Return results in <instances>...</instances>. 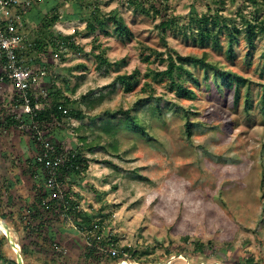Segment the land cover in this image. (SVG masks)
I'll list each match as a JSON object with an SVG mask.
<instances>
[{
	"label": "rangeland",
	"instance_id": "374dc122",
	"mask_svg": "<svg viewBox=\"0 0 264 264\" xmlns=\"http://www.w3.org/2000/svg\"><path fill=\"white\" fill-rule=\"evenodd\" d=\"M89 1L105 14L122 16L131 36L100 28L91 31L85 20L71 18L72 1L58 0L56 13L60 18L51 29L56 34L73 35L77 48L49 49L46 59L53 64L49 70L53 89L59 88L71 100L67 107L79 108L85 117L80 120L71 115L41 131L49 133L63 149L79 147L82 134L87 142L105 145L87 153L88 169L80 171L75 181L65 176L61 182L79 210L93 216L91 237L97 243L104 241L107 247L113 243L119 251L124 246L135 250L114 264H245L247 258L264 264V39L254 36L250 47L240 16H254L253 3L222 0L218 14L224 23L219 39L202 44L190 34L189 26H194L199 15L220 8L214 0H167L166 7L156 3L161 13L151 10L150 14L134 11L127 0ZM47 2L37 0L29 6L25 24L20 25L22 34L30 37L37 27L33 16L38 9L44 14ZM168 16H174L177 23L163 31L159 23ZM234 26L241 32L235 33ZM231 38L233 53L229 54ZM250 48L251 59L247 61ZM99 51L109 64L96 57ZM159 52L163 57L167 53H207L210 61L248 79V107L244 101L247 84L243 83L235 102V81L215 83L211 73L204 80L202 67L190 64L200 83L187 82L194 88L193 97L179 95L152 72L165 66ZM33 69L40 75L37 90L50 86L43 79L45 67L40 72ZM121 73L135 74L137 81L131 90L116 82ZM11 91L10 85L0 86V101L9 100ZM150 93L153 95L147 99ZM83 95L85 100L80 99ZM157 96L162 99L158 101ZM141 98L138 116L148 134L122 125L110 137L105 131L106 120L115 122V114L121 116ZM90 99L96 100L92 107ZM158 102L161 113L156 111ZM174 103L191 110L190 136ZM26 141L30 143V137L21 129L0 131V167H12L14 160L18 168L24 167L22 154L30 153ZM111 142L116 144L115 150ZM50 221L63 256L58 259L61 264H111L108 260L84 261L86 235L72 220L59 215ZM3 224L0 219V228ZM5 227L20 245V233ZM109 239L112 242L108 244ZM195 241L205 244L203 253L196 254ZM208 241L215 244L214 249L207 247ZM104 250L108 253L106 247ZM4 251L9 258L15 257L17 264H24L9 239Z\"/></svg>",
	"mask_w": 264,
	"mask_h": 264
},
{
	"label": "trees",
	"instance_id": "16d2710c",
	"mask_svg": "<svg viewBox=\"0 0 264 264\" xmlns=\"http://www.w3.org/2000/svg\"><path fill=\"white\" fill-rule=\"evenodd\" d=\"M37 0H29L23 5L21 4L18 8L20 14L21 25L25 24V13L31 9L33 2ZM73 4V13L71 18H79L86 21V27L89 30H95L100 28L105 32L113 31L118 36H131V32L125 23L122 16H119L115 12L105 14L97 4L89 0H70ZM253 3L255 7L254 16L250 18L240 14L241 22L244 29V35L247 43L251 46L254 45V36L260 35L264 39V0H249ZM148 3V4H147ZM158 4H164L167 6V0H127V4L134 10L139 11L144 14H150L151 10L156 13H161V10L157 7ZM214 3H218L219 7L217 10L212 11L208 14H201L195 18V24L189 26L190 34L199 41V43L206 44L210 40L217 41L219 39V31L221 29V24L223 21L220 19L218 11L223 7L220 5L222 0H214ZM49 5L48 10L42 14L41 9L37 10V13L33 16L36 19L37 27L33 29L30 37L25 35L26 39L30 42L26 48L22 51L27 58L32 57L30 61L32 67H36L40 72L41 67H45L44 81L50 86L41 88L40 91L37 90V86H32L30 88V98L32 106H35L37 102H43L44 107L35 112H25L23 110V102L18 99L19 93L14 88L12 82L4 75L0 68V86L10 85L11 93L9 95V100L5 101L2 99L0 101V131H5L10 128L21 129L27 133L35 147V154L31 157L24 159V166L22 174H29L33 178V201L29 207V215H20V211H17V216H14V211L11 209V196L7 193L10 189L11 184H6L3 180L0 182V218L14 230L20 233V255L24 264H61L58 259H61L59 246L55 241L54 229L51 227V217L62 215L64 211L71 217L72 222L78 228L80 232L88 237L87 244L83 249L82 256L84 261H89L90 263L109 261L114 264L124 258V254L131 252L133 255L135 250L131 247L124 246L122 250H118L117 254L111 255L104 253L106 247L109 248L113 246H106L104 241H98L95 237H91L90 234L94 228L93 216L87 212H81L79 210L78 204L70 199L68 191H64L66 198L68 200V208L64 210L62 205H58L56 201H48L47 206L42 204L43 199H46L49 195V190L45 185V170L42 165L37 160V154L41 151V142L37 138L36 130H44L43 128H48L50 125L60 124L63 119L70 118L74 116L77 119H83L85 116L79 108H68L67 104L71 100L65 97L63 92L58 89H53L54 82L51 80V74L49 72L50 67L53 65L51 61L47 60L46 57L50 53L49 49H57L59 46H67L72 49L77 48L74 36L70 34L54 33L51 26L59 20V15L56 13L58 7V0H48ZM29 7V8H28ZM86 13V15L84 14ZM62 18V16H61ZM175 22L174 16L165 17L160 21L159 26L165 31L166 28L173 27ZM21 29V27L19 28ZM232 30L235 33H240L241 30L234 26ZM233 38L228 41L227 51L229 54L233 53ZM94 50H92L93 52ZM264 52V50H263ZM95 53V52H93ZM252 48L246 51V59L249 61L251 59ZM160 60L166 61L164 68L152 71L158 79L166 80L169 87L175 90L179 95L191 98L194 95V88L187 85V82L193 81L194 84L198 85L200 80L198 76L191 70L188 64L192 67H202L204 80L209 79L210 73L213 76L215 83L220 81L227 84L234 83V98L235 102L239 101L241 87L243 83L246 86L245 91V103L248 107L251 98V88L248 84V79L237 72L231 70L230 68L212 62L207 59V53H203L201 56L195 55H183L179 53H167L163 57V53L159 52ZM47 60L43 62V57ZM96 57L101 63H107L108 59L105 57L103 51H99ZM43 73V72H42ZM149 75V74H148ZM136 76L134 73H121L117 74L115 77L116 82L124 85V88L128 91L131 90L134 85ZM48 82V83H47ZM152 93L148 94L147 99L152 97ZM87 96L83 95L80 99L85 100ZM158 101L162 99L161 96L156 97ZM5 101V102H4ZM95 99H90V107L94 105ZM143 98L136 100L135 104L131 107L123 110V114L119 117H115V122L106 120L105 131L109 133L110 137L115 135L120 128L124 126L125 128L131 129L138 133L148 134L142 120L138 116V107ZM4 102V103H3ZM66 108L67 112L63 113L62 109L58 106ZM175 109L181 110L184 117V129L188 136L191 135V110L184 107L183 105L174 103ZM156 111L158 113L162 112L161 102L157 103ZM82 128V127H81ZM49 133L43 134L55 147L56 153L62 154L64 156V162L58 168V179L60 182L63 181L65 176L70 177V181H75V176L79 174L80 171L88 169L90 158L87 153L94 151L96 148H105V145L97 142H87L86 135H81L80 140L82 144L79 147H71L69 149H63L58 143H55L49 136ZM109 145L115 150L116 144L111 142ZM72 176V178H71ZM264 177V172H263ZM72 179V180H71ZM26 217V220H24ZM38 220L33 222V220ZM110 239L108 240V244ZM112 242V241H111ZM8 243L7 235L0 229V264H17L16 258H9L4 251L5 244ZM107 244V245H108ZM115 247V246H114ZM207 247L210 249L215 248V244L211 241L207 242ZM205 244L199 241H195L194 250L196 254L204 252ZM63 257V256H62ZM234 264H240L235 262ZM245 264H258L252 258H247Z\"/></svg>",
	"mask_w": 264,
	"mask_h": 264
},
{
	"label": "built area",
	"instance_id": "2783aa9c",
	"mask_svg": "<svg viewBox=\"0 0 264 264\" xmlns=\"http://www.w3.org/2000/svg\"><path fill=\"white\" fill-rule=\"evenodd\" d=\"M29 0H0V68L4 75L12 82L18 91V99L23 102L25 112H35L44 107L43 102H37L35 106L31 104L30 88L38 84L39 74L34 71L30 61L32 57H26L22 51L30 42L25 35L20 32L21 19L18 12L19 6ZM58 108L62 112H67L66 108L60 105ZM37 138L41 142V151L37 154V160L42 163L45 170V185L49 190V195L43 199L42 204L48 201H56L62 205L64 210L68 208V200L62 188V183L58 179V168L64 162V156L56 153L54 145L44 137L41 130H36ZM65 220L71 217L64 211L61 213ZM88 239V237L86 236ZM111 255L117 254L116 247L111 246L106 249Z\"/></svg>",
	"mask_w": 264,
	"mask_h": 264
},
{
	"label": "crops",
	"instance_id": "0c3cea01",
	"mask_svg": "<svg viewBox=\"0 0 264 264\" xmlns=\"http://www.w3.org/2000/svg\"><path fill=\"white\" fill-rule=\"evenodd\" d=\"M26 147H28V149L30 148V153L23 152L22 156L24 159L35 154V152H33L35 151V147L32 141H30V143L26 141ZM16 161L17 160H14V162H12V167H10V165H8L6 169H4V166L0 167V182L4 180L6 184H11L7 193L11 196V209L14 211V216H17V211H20V215L26 216L30 213L29 207L33 201V178L29 174H22L24 167L18 168ZM24 220H26V217ZM37 221L36 219L33 220V222ZM3 223L9 226L4 221Z\"/></svg>",
	"mask_w": 264,
	"mask_h": 264
},
{
	"label": "water",
	"instance_id": "95a60500",
	"mask_svg": "<svg viewBox=\"0 0 264 264\" xmlns=\"http://www.w3.org/2000/svg\"><path fill=\"white\" fill-rule=\"evenodd\" d=\"M0 229H3L4 233L7 235L8 239L11 241L12 246L14 247V240L12 239V237L10 236V234L7 232V230H6L7 228L4 226V227H2ZM18 253H19V251H18Z\"/></svg>",
	"mask_w": 264,
	"mask_h": 264
},
{
	"label": "bare ground",
	"instance_id": "6f19581e",
	"mask_svg": "<svg viewBox=\"0 0 264 264\" xmlns=\"http://www.w3.org/2000/svg\"><path fill=\"white\" fill-rule=\"evenodd\" d=\"M5 226V224H3ZM14 249L18 252L20 251V245L18 244V242H14Z\"/></svg>",
	"mask_w": 264,
	"mask_h": 264
}]
</instances>
